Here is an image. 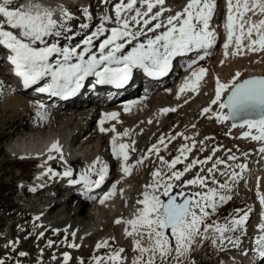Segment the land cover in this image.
Segmentation results:
<instances>
[{"label":"snow or ice","instance_id":"obj_1","mask_svg":"<svg viewBox=\"0 0 264 264\" xmlns=\"http://www.w3.org/2000/svg\"><path fill=\"white\" fill-rule=\"evenodd\" d=\"M106 8L100 16V23L91 31L81 37L74 45L64 46L59 40L49 42V38H59L65 33H72L66 38L75 37L72 29L67 27V22L74 19L70 10L64 6L53 8L40 2V0H28L14 6L16 0H0V50L8 53L7 60L13 66L14 73L22 79L23 86L28 88L38 84L45 77H50L51 82L38 87L40 93H48L52 96L68 97L74 95L82 86L83 81L89 77H96L97 84L114 85L123 87L132 79L134 69H142L150 77H160L168 74L176 57L183 56L194 50H205L204 55L198 56L199 60L205 59L207 49L211 48L217 39L216 31L211 27V22L216 13L217 0H187L184 7L175 14L164 17L165 0H100ZM227 14L223 24L226 30V42L224 43V55L228 56V49L235 38V51L232 55H239L245 48L243 40L248 38L246 45L248 51H264V19L253 23L251 18L244 20V16L251 12L264 16V0H226ZM154 9H158L154 11ZM60 13V19H56V12ZM83 14L91 20L92 13L84 8ZM110 12L112 14H110ZM106 23H114L115 26L105 27ZM247 24V28L245 25ZM87 23H81V29H88ZM108 33L107 35H105ZM151 33V35H149ZM255 33L257 39H252ZM103 37V39H101ZM99 41L97 51H93ZM42 45V46H41ZM75 60V62H73ZM196 61L188 64V68ZM203 67L192 72L194 79L185 78L179 91H197L199 82L206 75ZM240 73L237 72L231 81L223 83L217 78L215 98L212 105L219 106L220 111L212 112L211 107H206L203 113L212 112L209 118H215L217 122L232 121V127L247 129L241 133L240 138H250L253 141L264 142V76H253L239 81ZM2 87V84H0ZM227 93L225 97L224 94ZM38 115L46 119L43 111L44 105L39 104ZM130 105L125 106V111ZM227 109V112L223 110ZM164 113L175 111L165 108ZM119 113H105L100 120V132H116L115 126L106 129L103 125L109 120H117ZM151 122V121H149ZM238 122V123H237ZM128 135V130L122 134ZM179 135H183L182 133ZM118 135L112 137V155L118 160L122 159L121 170L125 175H130L134 165L127 163L129 160V148L127 143L117 144ZM175 139L174 136L169 140ZM185 139H191L185 137ZM134 143V142H133ZM202 143V142H201ZM159 144L164 143L161 137ZM195 147L188 144L181 145L179 155L171 161L159 156L160 148L154 144L148 150L155 153L161 164L167 169L158 168L151 173L153 180L146 184L142 192V199H138L139 205L133 213V218L128 220L117 219V224H125L124 234L133 237V249L137 253L132 264H187L188 258L204 241L224 251L231 246L241 249V236L246 234L245 228L249 220V210L235 209L221 223L212 220L220 206L232 199L229 180L235 182L239 173L236 171H224L220 174L226 176L224 182L216 179L215 173L219 172L218 166L225 161L216 159L207 169L211 176L210 186L208 177L199 173L194 178L182 180L185 173L190 172L197 164H206L212 160L208 156L203 160H192L185 165L183 171L175 170L176 165L187 159L188 153ZM135 151V149H132ZM264 152V147L259 149ZM61 153L57 143H53L49 149L51 152ZM215 151L213 150V155ZM230 151V150H229ZM51 154L48 159H54ZM63 158L61 153V159ZM183 158V159H182ZM147 156L138 160L142 164ZM229 160L237 159L235 155H229ZM99 165V167H97ZM228 168L232 166L228 165ZM243 171L245 165H236ZM201 171H204L201 169ZM95 173L98 179L92 180L90 173ZM46 174L56 175L51 168ZM66 177L72 176L70 169L63 173ZM108 175V165L97 158L87 171L83 172L79 180H71L70 183H81L90 190L93 186L99 188ZM176 182H180L177 184ZM179 187L180 191L174 189ZM192 188L193 191H185ZM116 194V184L112 185L110 192L100 200H105ZM259 202L264 206V193H256ZM166 198V199H165ZM210 221V222H209ZM258 235L253 238L251 251L259 257V264H264V214L261 215V223L257 225ZM52 242L49 241V246ZM75 247L76 245H70ZM109 247L108 241L97 243L96 248ZM123 248L111 252L106 257L93 256L94 264H121L124 257ZM242 255L249 253L241 249ZM20 256L26 253H19ZM55 258V257H53ZM71 257L65 253L64 264H68ZM0 264L4 261L0 259ZM83 264V261L80 262ZM191 264H195L194 261Z\"/></svg>","mask_w":264,"mask_h":264},{"label":"bare ground","instance_id":"obj_2","mask_svg":"<svg viewBox=\"0 0 264 264\" xmlns=\"http://www.w3.org/2000/svg\"><path fill=\"white\" fill-rule=\"evenodd\" d=\"M16 1H18V6L21 3L28 2V0ZM78 1L81 0H40L41 3L53 8H56L57 5L60 6ZM186 2L187 0H165L164 8L170 10L164 12L165 17L181 10ZM226 14V0H217L216 13L211 22V27L217 33V39L213 46L207 49L208 54L205 56V59H198V56L205 54V50L202 49L194 50L183 56L176 57L172 63V67H175V69H171L168 74L164 76L165 80L159 84L156 82L153 84L146 83L148 79L147 76L141 74L139 71L140 69H134L133 79L129 82V85L133 87L144 83V85L149 84L150 86L146 89L127 91L123 94H118L114 100H110L109 97L113 95V85L103 84V86H98L94 82L93 76H89L83 81L82 92L84 95L89 96L95 93L97 103L94 102L91 104L90 107L92 108L87 110L80 118L82 123H86L91 117L87 128L79 137V144L81 143L79 150H75L73 153L84 158L81 164H78L79 167H83L81 169L82 173L87 171L89 165L99 158L108 165V175L105 178L104 187L99 191H95L97 188L94 186L88 190L85 188V185H83L80 188L66 186L61 191L57 186L56 188L45 187L37 192H31L32 188L42 185V183L44 184V182L49 180L46 176L48 164L40 163L41 165L37 166V171L31 179H26L21 173L19 174L17 178V180H19L18 195H20L21 192L19 191L20 188L28 190V192L24 193L26 197L30 198L41 196L49 197L51 193H59L52 198L56 199V201L55 204L51 206L50 212L42 213L38 211L39 206H36L37 210L32 214V218L34 219V224L40 227L37 233L41 234L48 227L50 231L54 230L58 235H67V239L70 240L73 245H76L75 247H71L69 245L56 244L53 246L51 253L42 251L40 247V249L36 250L37 257L41 256L48 260L47 264H64L63 256L67 253L71 257L68 264H80L81 261H83V264H94L92 259L93 256H96V253H101L104 249L100 248L97 250V243L105 240H116L117 242H121V245L124 247V252L121 253L124 259L121 264H132L133 259L137 255L133 249V237L125 236L124 229L126 225L123 223L117 224L115 221L117 219L128 220L133 218V213L140 207L136 204V201L142 199L141 194L145 190L144 186L152 182L153 177L151 173L153 171L151 170L149 173L150 175L148 174L146 178H143L144 173H141L139 177L133 169L130 175H125L121 170L122 159L118 160L112 155V137L119 134L117 144L127 143L131 145L128 150L129 160L127 163L129 164V162L133 160V153L136 152V141L139 139L142 140L144 133L149 131V135L155 133L170 117L178 118L180 114L184 116L180 128H178L180 132L181 126L185 124L190 125L193 130H197L195 129L197 123L195 116L197 110L201 107V103L203 104L204 102L201 96L207 94L208 89L213 94L215 93L216 80L219 78V74L235 70L238 71L242 65L244 68L246 67L248 69V78L261 73L259 68L257 70L246 66L249 60H252V62L256 61L260 59V56L264 53V51H248L246 45L249 43V40L247 37L243 40L245 48L239 55H232L233 51H235L234 38L233 44L230 45L228 49V56L225 57L223 45L226 42L227 34L223 24L226 19ZM257 15L260 16L258 11ZM245 17L246 15L243 18L244 20ZM55 18L58 20L60 19V13L58 11L56 12ZM245 28H247V24ZM252 39H257L255 33ZM216 48H218V52ZM2 52L4 53V50H0V53ZM247 56H250V59L248 58L249 60L245 59ZM193 60H195L196 63L192 65V68H188V64ZM4 63L7 66V63ZM201 67L205 68L207 72L199 82L198 90L181 93L179 89L185 81V78L194 79V77L191 76L192 72L198 71ZM10 71L11 70L6 67L5 73L0 76V79L4 82V89L2 94H0V113L5 117L8 115L12 117L11 121L7 122L6 120V122H2L0 125V142L3 140L8 141V149H15L17 151L35 149L52 137L56 136V138L59 139V136L64 134V124L67 126H73L75 124V120L69 117V114L75 109V101L64 104L63 100L65 97L40 93L35 90L36 86L34 87V85L25 88L22 80L17 83L16 79L10 74ZM50 82L51 78L45 77L37 84V87L45 86ZM211 82L212 85L208 88ZM78 93H80L79 90L74 95ZM226 95L227 93L224 94V96ZM211 100L212 99H209V106L207 107L212 106ZM39 104L44 105L43 111L46 113V119H42L38 115L40 111L38 108ZM126 105H130L128 111H125ZM165 108L175 109V111L164 113L162 110ZM94 109L95 111L93 112ZM111 112L119 113L118 119L109 120L103 126L106 129L115 126L116 132H100V120L105 113ZM31 116L35 117L34 120L24 125ZM230 126L233 130V137L239 140L241 145L245 148V158L249 162L248 164L244 162L246 168L242 171V174L241 169L239 170V176H245L241 182L242 188L250 191L247 188L249 185L252 186L251 190L255 192L253 198H256L258 184L259 191H264V152L259 150L261 147H264V142L253 141L250 138H240L241 133L247 129H242L240 127L233 128L232 125ZM68 130H70V128H68ZM125 130H128L127 136L122 135ZM139 134L141 135L140 138ZM189 138H191L189 139L191 145L195 143V147L192 148L191 151V157L194 160L196 159V154L200 147L201 136L198 134L196 135L194 132H190ZM152 144L153 142H151V145ZM133 148L135 151L132 150ZM254 155L255 157L253 158ZM97 167H99V165ZM177 168L178 166L176 165L175 170H177ZM74 169L77 172V168L74 167ZM77 173L80 174V176L82 174L79 172ZM90 177L98 179V176L95 175L94 172L90 173ZM24 180L26 182H23ZM113 184H116V194L105 200L104 203H100L104 195L111 191ZM60 192H62V194ZM30 202L31 204L23 203L21 206L31 210V207L37 204L33 199L30 200ZM262 214H264V211L261 208L259 210V215L261 216ZM259 222L261 223V217L259 218ZM20 226L25 227L22 232L13 228L12 225H9L7 229L2 230V232L0 230V242H4V244L0 245V249L4 254L12 256V251L14 250L13 246H18V249L23 248L24 244L21 242L22 234H24L27 228L32 229L33 232L35 230L31 225L24 226L23 224ZM253 232L258 235L257 226L254 228ZM92 243L93 245L91 246ZM129 243H131L130 250H133L131 255H128L130 252L125 248ZM90 246L92 248L91 250ZM17 250L14 252H17ZM242 256L241 253L239 257ZM243 260V264H259V257L255 256V253L252 254L250 261L248 255L245 256Z\"/></svg>","mask_w":264,"mask_h":264},{"label":"rangeland","instance_id":"obj_3","mask_svg":"<svg viewBox=\"0 0 264 264\" xmlns=\"http://www.w3.org/2000/svg\"><path fill=\"white\" fill-rule=\"evenodd\" d=\"M113 2H115V0H113ZM75 3L77 2H71L60 5V6H69L68 9L70 10L74 19L67 22V27L72 29V32L76 34L75 37L69 40L66 37L72 35V33H65L59 38H55V37L49 38V42H55L56 40H59L60 43L64 46L74 45L75 43L79 42L82 35L90 34L91 31H95V28L101 22L100 16L103 14L106 8L109 10L111 8V5L105 6L100 2V0H89L87 9L88 10L91 9L90 11H92V18L91 20H88L85 18L83 12H81L80 14H76L73 9H70L71 6H73L71 4H75ZM14 6H18V1H16ZM85 7L86 6H84V8ZM154 10L156 11L157 9ZM110 14L112 13L110 12ZM261 16L262 15L259 16L257 14L253 15L251 12H249L246 14L245 21L251 18V21L253 23H256L259 21V19H264V16L262 17ZM163 18H166L165 14ZM81 23H87L90 25V27L88 29H81L80 28ZM106 24H108L107 26L109 28L114 26V23H106ZM149 35H151V33H149ZM94 43L98 45L99 41H94ZM216 50L218 52V48H216ZM248 58L250 59V56H247V58L245 59L249 60ZM246 66L248 68L257 69V70L259 68L261 73L256 74V76H264V53L260 56V59H257L256 61L252 62V60H249ZM6 67H7L6 64L3 61H0V76L5 73ZM239 70L238 71L235 70L232 72L230 71L228 73L223 72L222 74H219V79L221 80V82H225V83L229 82L235 76L236 72H239L241 74L239 77V81L247 79L249 76L248 69L246 67L244 68V66L242 65ZM3 83L4 82L2 81V79H0V84H2V87H0V94H2L4 89ZM211 85L212 82L209 84L208 88H210ZM207 92H208L207 94H203V96H201V99H203L204 102L203 104L201 103L200 105L201 107L199 110H197L195 116L197 120L195 129L197 130H193V128H191L190 125L185 124L181 126V132H180L178 128H180V125L184 119V116L180 114L178 115V118L170 117L169 120L165 124H163L160 129H157L156 132L153 133L152 135H149L150 134L149 131L147 133H144L142 140L139 139L136 141L137 144L136 152L133 153L132 155L133 160L132 161L130 160L131 162H129V164L134 165L132 169L135 170V172L139 177L141 173H144L143 178H146L148 174L151 172V170L155 171L158 168H162L163 171L167 172V169L161 164L160 160L158 159V156L155 153H149L148 150L152 147V145L156 144L160 148L159 156L164 157L165 160L171 161L173 158H175V156L179 155L178 149L181 147V145L188 144L191 146L190 140L185 139V137H189L190 132H194L196 135L198 134L199 136H201L200 147L196 154V160H203L208 156H212V160H209L206 164L203 165L197 164L196 167L193 168L190 172L185 173L184 177H182V180L194 178L195 175L199 173L202 176L208 177L210 186H216V185H211V176H209L207 172V169L212 166V164L215 162L216 159H221L225 161L224 164L218 166L220 171L215 173L216 179L220 182H224L226 179H228L226 176L221 175L220 174L221 172L236 171L237 173H239L240 168L236 167V165H244V162L246 164L249 163L248 160L245 158L246 155L245 148L241 145V142L239 140L233 137L232 135L233 130L231 126L228 124V122L226 121L224 123H219L216 121L214 117L209 118L212 116V112L220 111L218 104L211 106L212 112L203 113L202 110L207 106H209L208 103L209 99L215 98V93L213 94L212 92L209 91V89ZM223 111L225 112V109ZM34 118H35L34 116H31L29 120H27L24 123V125L28 124V122L31 123L34 120ZM6 120L7 122L11 121L12 120L11 115L5 117L2 113H0V125L2 122H6ZM120 131L122 132L121 129ZM181 133L183 135H179ZM140 136L141 135L139 134V138ZM172 136H174L175 139L169 140V137ZM161 137H164V143L167 145V148H165L164 145L159 144V140ZM151 142H153L152 145ZM8 144L9 142L5 140L0 142V229L6 230L9 225H12L13 228L18 230L19 232H22L23 229H25V227L20 225L23 224L24 226L31 225V227L38 228L37 225L34 224V219L32 218V214L37 210L38 206L35 205L34 207H31V210H29L21 206V204L19 203V199L17 197L18 186H19V180H17V178L19 174L21 173L23 177L26 179H31L34 176L31 175V172L34 170L35 166L31 163H19L13 161V159H11L6 152V147ZM214 149H218V151H215V154L213 155ZM229 155H235L237 159L229 160L228 159ZM145 156H147V159H144L142 164L136 163L138 160H141ZM254 157L255 155L253 156V158ZM192 160L193 159L191 157V152H190L188 153L187 159H185L183 163L177 165L178 166L177 170L183 171L185 165L190 163ZM228 165L232 167L228 168L227 167ZM75 167L77 168V172L79 173L83 168L82 166L80 167L75 166ZM201 169H203L204 171H201ZM36 171H34V173ZM239 175L235 182L229 180V186L231 189L229 194L231 196L233 195L232 199L227 203L223 204L222 206H220L218 212L215 215H213L211 219L223 223L225 218L230 216L235 209L251 210L249 212V220L245 228V233H246L245 236H241L242 234L237 233V235L241 236V242H242L241 249L248 251L249 253L248 257L250 261L252 258V254H254L251 251L253 247V238L256 236V234H254L253 231L254 228L260 223L259 218L261 216L259 215V210L262 208V210L264 211V206L260 204L258 197L253 198L255 192L251 190L252 186L249 185L247 188L250 191L242 188L241 182L245 178V176L244 175L239 176ZM176 183L179 184L180 182H176ZM193 190L195 189L192 188L185 189V191H189V192ZM174 191L178 192L180 191V188L177 187L174 189ZM261 193H264V191H261ZM43 232H45L44 236L38 234L36 237L29 236L30 234L31 235L33 234L32 231L26 235L24 232V234H22L21 236V242L22 244H24V247L20 248L21 249L20 250L18 249V246H13L14 250L12 251L13 253L12 256L4 254L0 249V259L4 261V264H47L48 260L42 258L41 256L37 257V252H36L37 249H40L41 247L42 251L51 253L53 246L56 244L69 245V246L73 245L70 242V240L67 239L68 238L67 235H58L55 233L54 230L50 231V228L48 227ZM49 241L52 242L51 246H49ZM2 244H4V242L1 241L0 245ZM92 245L93 243L91 244V246ZM130 245L131 243H129L125 247L127 251L130 252L128 253V255H131L133 253V250H130ZM91 246H90V250L92 249ZM120 248L124 249V247L121 245V242L116 241L112 246L109 245V247L104 248L101 253H96V256L106 257L111 252L117 251ZM241 249L228 246L226 250L221 251L219 247H214L208 241H204L200 246L196 247L193 252H191L187 264H191L192 261H194L195 264H233V263L243 264L244 263L243 259L245 258V255L239 257L242 253ZM16 250L17 252H14ZM21 252L23 253L26 252V255L20 256L19 253Z\"/></svg>","mask_w":264,"mask_h":264},{"label":"water","instance_id":"obj_4","mask_svg":"<svg viewBox=\"0 0 264 264\" xmlns=\"http://www.w3.org/2000/svg\"><path fill=\"white\" fill-rule=\"evenodd\" d=\"M247 79H248V78H247ZM242 81H243V80H242ZM226 96H227V95H226ZM226 96H225V97H226ZM226 112H227V109H226ZM229 123H230V125H232L233 122H232V121H229ZM237 123H238V122H237Z\"/></svg>","mask_w":264,"mask_h":264}]
</instances>
